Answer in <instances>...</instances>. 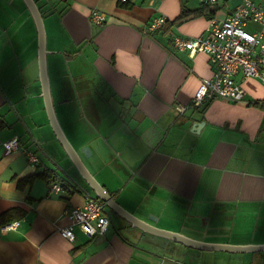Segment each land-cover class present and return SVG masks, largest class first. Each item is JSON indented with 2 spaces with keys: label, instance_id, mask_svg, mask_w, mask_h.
<instances>
[{
  "label": "crops",
  "instance_id": "0c3cea01",
  "mask_svg": "<svg viewBox=\"0 0 264 264\" xmlns=\"http://www.w3.org/2000/svg\"><path fill=\"white\" fill-rule=\"evenodd\" d=\"M203 2L36 0L50 94L66 137L125 209L191 238L262 244L264 84L237 75L245 90L241 101L191 105L199 79L212 67L205 52L189 54L172 44L173 35L204 34L210 19L222 20L240 0L204 2V13L175 20L182 7ZM92 8L106 13L103 23L91 21ZM158 16L166 20L163 27L147 31ZM12 136L20 148L6 153L3 141ZM24 149L39 161L29 162ZM47 168L56 180L23 181ZM52 183L61 190L49 191ZM86 195L94 191L47 118L32 16L23 0H0V213L24 211L12 220L16 227L0 224V264H264L262 251L184 246L114 211L107 212L103 234L87 237L74 226L68 240L59 229L71 223L68 209Z\"/></svg>",
  "mask_w": 264,
  "mask_h": 264
},
{
  "label": "built area",
  "instance_id": "2783aa9c",
  "mask_svg": "<svg viewBox=\"0 0 264 264\" xmlns=\"http://www.w3.org/2000/svg\"><path fill=\"white\" fill-rule=\"evenodd\" d=\"M126 2L127 0H120ZM218 0H204V2ZM91 21L101 24L106 20V13L96 8L90 11ZM165 21L158 16L147 25V31H154ZM258 25V29L248 30L247 23ZM172 44L179 50L189 54L205 52L208 55L212 71L211 75L201 77L190 100V104L200 106L211 99L221 98L232 102L243 99L245 94L241 83L236 79L253 77L264 84V0H240L234 9L222 20L210 19L206 32L198 36H172ZM183 111L184 106H178ZM18 136H12L3 141L6 153L20 148ZM29 162L39 161L38 155L31 149H24ZM59 191L57 183L50 185L49 191ZM71 223L59 229L60 234L68 240L74 239L73 227L92 237L103 234L110 223L107 206L104 201L92 195H86L84 203L72 206L67 211ZM18 221L4 225V228H14ZM3 228V229H4Z\"/></svg>",
  "mask_w": 264,
  "mask_h": 264
},
{
  "label": "water",
  "instance_id": "95a60500",
  "mask_svg": "<svg viewBox=\"0 0 264 264\" xmlns=\"http://www.w3.org/2000/svg\"><path fill=\"white\" fill-rule=\"evenodd\" d=\"M25 6L27 7L32 19L34 21L36 31H37V40H38V69H39V80L41 85V95L43 97L44 107L47 114L49 124L58 140L60 145L63 147L64 151L76 166L77 170L89 185V187L94 191V197L98 198L105 202L108 210L107 212L114 211L119 216L123 217L129 221L133 226L140 228L143 231L151 233L153 235L162 237L166 240H170L174 243H179L184 246L202 249V250H230L237 252L244 251H262L264 252V243L262 244H228V243H214L204 240H199L195 238L188 237L182 233L167 230L153 225L152 223L145 221L127 209L120 205L115 199L114 195L111 194L106 188L98 182V180L92 175L88 170L82 159L80 158L76 149L72 146L68 138L66 137L55 113L53 106L51 94H50V85L47 75L46 68V54L47 50L45 47V28L44 22L39 10L38 5L35 0H23ZM78 185V183L76 182ZM86 193V191H85ZM165 240V242H167ZM163 246H167L163 244Z\"/></svg>",
  "mask_w": 264,
  "mask_h": 264
},
{
  "label": "trees",
  "instance_id": "16d2710c",
  "mask_svg": "<svg viewBox=\"0 0 264 264\" xmlns=\"http://www.w3.org/2000/svg\"><path fill=\"white\" fill-rule=\"evenodd\" d=\"M36 1V0H35ZM209 7L208 3H202L199 7L194 9H189L182 7L180 10L179 15L176 17L175 20H182L186 19L195 15H199L205 12V9ZM166 20L162 23L161 27H163V24H165ZM160 27V28H161ZM35 178H41L45 180L47 183L56 180V174L53 169H43L40 172H36L32 175H30L28 178H25L23 181H32ZM24 214V211L19 207H11L3 212L0 213V224H5L8 222H11L12 220L19 219Z\"/></svg>",
  "mask_w": 264,
  "mask_h": 264
},
{
  "label": "rangeland",
  "instance_id": "374dc122",
  "mask_svg": "<svg viewBox=\"0 0 264 264\" xmlns=\"http://www.w3.org/2000/svg\"><path fill=\"white\" fill-rule=\"evenodd\" d=\"M22 0H15L16 4H20ZM255 24V23H254Z\"/></svg>",
  "mask_w": 264,
  "mask_h": 264
}]
</instances>
